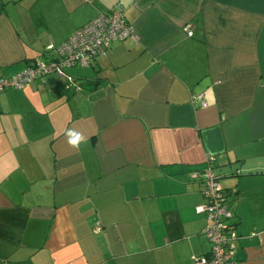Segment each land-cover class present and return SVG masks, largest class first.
<instances>
[{
    "label": "crops",
    "instance_id": "obj_1",
    "mask_svg": "<svg viewBox=\"0 0 264 264\" xmlns=\"http://www.w3.org/2000/svg\"><path fill=\"white\" fill-rule=\"evenodd\" d=\"M119 6L137 41L0 94V264H192L207 156L264 264V0H0V79Z\"/></svg>",
    "mask_w": 264,
    "mask_h": 264
},
{
    "label": "built area",
    "instance_id": "obj_2",
    "mask_svg": "<svg viewBox=\"0 0 264 264\" xmlns=\"http://www.w3.org/2000/svg\"><path fill=\"white\" fill-rule=\"evenodd\" d=\"M90 2V0H85ZM189 26L184 28L188 37H192ZM138 40L133 28L127 24L124 8L119 6L108 14H99L95 19L76 30L74 34L59 46L49 44L45 55L22 72L8 79H0V94L7 90H23L27 85L43 80L48 75L65 77L72 67H88L98 57H104L110 45L116 41ZM193 101L206 107L202 96H193ZM213 156H207L206 169L194 172L191 178L199 183L205 204L195 208L198 215H204L207 224L202 229V236L209 244V253L195 256L192 264H238L235 256L237 234L231 224L233 214L227 208V196L215 175ZM101 231L97 225L95 233Z\"/></svg>",
    "mask_w": 264,
    "mask_h": 264
},
{
    "label": "clouds",
    "instance_id": "obj_3",
    "mask_svg": "<svg viewBox=\"0 0 264 264\" xmlns=\"http://www.w3.org/2000/svg\"><path fill=\"white\" fill-rule=\"evenodd\" d=\"M67 143L70 147L79 149L82 144L87 142V138L75 129H68L65 132Z\"/></svg>",
    "mask_w": 264,
    "mask_h": 264
},
{
    "label": "rangeland",
    "instance_id": "obj_4",
    "mask_svg": "<svg viewBox=\"0 0 264 264\" xmlns=\"http://www.w3.org/2000/svg\"><path fill=\"white\" fill-rule=\"evenodd\" d=\"M11 90H13V91H18V90H16V89H15V90H14V89H11ZM3 93H5V92H3ZM3 93H2V94H3ZM203 238H204V237H203ZM204 241H205V243H207V245L209 246V244H208V242L206 241L205 238H204Z\"/></svg>",
    "mask_w": 264,
    "mask_h": 264
}]
</instances>
